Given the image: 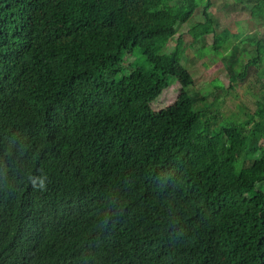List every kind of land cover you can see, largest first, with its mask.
Listing matches in <instances>:
<instances>
[{
	"label": "trees",
	"instance_id": "1",
	"mask_svg": "<svg viewBox=\"0 0 264 264\" xmlns=\"http://www.w3.org/2000/svg\"><path fill=\"white\" fill-rule=\"evenodd\" d=\"M199 6L0 0V264H264V40L223 56L233 87L259 70L260 120L208 113L164 51Z\"/></svg>",
	"mask_w": 264,
	"mask_h": 264
},
{
	"label": "rangeland",
	"instance_id": "2",
	"mask_svg": "<svg viewBox=\"0 0 264 264\" xmlns=\"http://www.w3.org/2000/svg\"><path fill=\"white\" fill-rule=\"evenodd\" d=\"M198 1L200 6L196 13L188 21L178 24V33L166 41L164 51H171L177 44L180 46L182 62L195 80L194 84L186 89L198 106L205 108L208 105V113H220L225 118L236 121L248 120L252 116L260 120L259 110L263 99L260 97L262 83L257 81L259 70L256 66H251L247 77L240 79L233 87L230 85L223 56L231 51L233 44L239 45L242 52L246 48L247 57L256 55V40H264V12L262 15L256 11L252 12V4L243 5L239 0H212L210 11L217 22L216 33L225 38L222 46L215 49L216 33L197 39L190 32L193 25L206 20L202 9L205 0ZM181 6L180 4L176 7L179 9ZM129 63L144 65L147 60L137 50L129 59ZM180 88V82L174 79L170 88L154 100L152 108L158 111L175 103Z\"/></svg>",
	"mask_w": 264,
	"mask_h": 264
}]
</instances>
